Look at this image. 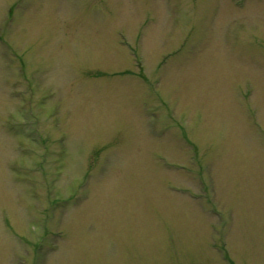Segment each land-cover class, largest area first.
<instances>
[{
  "label": "rangeland",
  "instance_id": "obj_1",
  "mask_svg": "<svg viewBox=\"0 0 264 264\" xmlns=\"http://www.w3.org/2000/svg\"><path fill=\"white\" fill-rule=\"evenodd\" d=\"M35 9L0 3V264H264V0Z\"/></svg>",
  "mask_w": 264,
  "mask_h": 264
},
{
  "label": "flooded vegetation",
  "instance_id": "obj_2",
  "mask_svg": "<svg viewBox=\"0 0 264 264\" xmlns=\"http://www.w3.org/2000/svg\"><path fill=\"white\" fill-rule=\"evenodd\" d=\"M172 1L166 0V3L170 4ZM0 3L4 11L0 10V12L3 14L7 13L14 23L19 21L23 25L30 23L28 19L32 16L33 8H36L34 12L39 13L37 19L46 17V15H58L63 12L69 14L65 19H60L66 23H72L73 15L77 13L78 7L84 8L87 12L94 8V0H0ZM38 4L42 7V10L40 7H36ZM3 14L2 18H4ZM4 20L3 22H5Z\"/></svg>",
  "mask_w": 264,
  "mask_h": 264
}]
</instances>
